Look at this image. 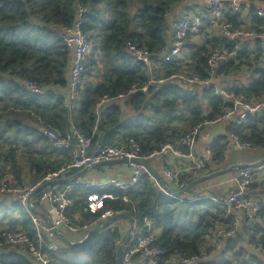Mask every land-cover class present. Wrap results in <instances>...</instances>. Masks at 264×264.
<instances>
[{"label":"trees","instance_id":"1","mask_svg":"<svg viewBox=\"0 0 264 264\" xmlns=\"http://www.w3.org/2000/svg\"><path fill=\"white\" fill-rule=\"evenodd\" d=\"M185 1L0 0V184L6 181L11 187L34 188L46 183L50 174L72 160L78 146L72 129L90 140L91 152L99 146L120 148L135 142L142 154L147 155L158 152L170 136L189 133L220 118L231 108L218 95L213 83L209 89L196 92L179 80L169 81L155 92V88L148 86L152 72L156 79L197 73L207 81L214 76L239 74L246 67L257 79L248 86L233 87L227 92L255 101L264 100V42H256L255 49L236 52L227 64L211 71L208 60L214 50L233 52L241 42L231 43L208 34L206 31L212 28L209 17L202 20L205 28L199 33L204 45L199 48L194 43L196 38L187 40L191 64L156 61L152 71L133 62L127 53L129 43L154 57L168 49L169 24L178 18L177 10ZM257 2L263 4L264 0ZM80 10H87L82 29L94 51L86 58L72 114L67 104L72 56L60 34L75 26ZM249 14L252 29L264 26V20L256 16L254 7ZM226 22L244 26L242 16L232 12L226 16ZM26 83L35 84L45 94L30 92ZM145 86L148 91L143 93L141 89ZM134 87L139 91L130 95ZM120 95L125 96L128 113L113 102L100 117L96 114L97 105L105 97L116 100ZM41 128L57 132L61 139L70 137L69 148L55 149L43 136ZM228 134L249 143L250 150H264V113L248 117L246 124L240 127L231 123ZM228 145L225 137L214 143L211 161L201 176L228 167ZM77 173L71 172L64 178ZM191 179L183 180L188 185L193 182ZM51 188L72 189L73 206L67 216L75 226L83 229L96 221L97 217L84 211V204L89 194L102 192L85 188L77 179ZM104 193L116 198L105 202V210L123 212L137 225L148 218L161 230L157 246L165 255L160 264H165L173 255L201 256L215 250L210 239L224 221L225 209L221 206L210 201L190 203L188 198L181 203L160 192L148 176L128 192L127 203L123 202L124 193L120 190L110 187ZM198 195L191 191L189 198ZM37 198L38 195L33 199L35 211L29 213L16 201L0 196V264H30L31 259L22 248L2 245V235L20 231L38 245L32 223V217L38 216ZM243 228L249 235L248 246L264 245V205L257 220L244 222ZM89 232L82 231L81 241ZM121 237L118 229L108 228L80 245H65L55 252L45 250V255L50 264H117L115 242ZM238 238L243 241L237 236L226 243L221 254H229L230 258L218 264H264L259 256L239 247Z\"/></svg>","mask_w":264,"mask_h":264},{"label":"built area","instance_id":"2","mask_svg":"<svg viewBox=\"0 0 264 264\" xmlns=\"http://www.w3.org/2000/svg\"><path fill=\"white\" fill-rule=\"evenodd\" d=\"M207 13V18L211 20V25L218 29V36L222 39H227L231 43L241 42L246 45H255L256 42H264V26L259 30H254L245 26L236 27L231 23L226 22V16L229 12L234 15L243 16L249 12L252 7L255 8V14L258 18L264 20V3H259L257 0H194ZM87 10H80L79 17ZM201 20L197 16L185 13L182 17L172 20L169 24L170 42L168 49L154 57L147 50L138 48L135 45H127V53L131 56L133 62L138 65H144L153 71V66L156 61L163 64H170L179 61L182 52L185 49L186 42L190 38H197L201 32ZM60 37L71 53L72 62L69 72V84L67 93V104L72 114L75 113L78 89L81 84V74L86 64V58L94 51V46L88 40L78 22L73 28L65 29L61 32ZM240 43V44H241ZM233 52H228L223 49H216L212 52L208 67L211 71H216L221 65L227 64L239 51L236 47ZM155 59V60H154ZM156 75L152 72L150 76V87L155 88V92L163 89L169 81H178L184 85L198 86L201 89L211 86L213 80L203 81L197 73L191 75L171 76L170 78L156 79ZM25 87L32 93L44 95L45 91L38 88L35 84L26 83ZM139 90L134 87L130 91V95L135 94ZM143 93L148 91L145 86L141 89ZM218 95L227 101L231 108L226 110L223 115L212 121L206 122L203 125L196 127L189 133L181 136H170L168 142L158 151L151 154H142L139 146L135 142H131L128 147H110L99 146L91 152V142L84 138L81 134L72 129V135H75L78 146L71 162L61 168L59 171L50 174L46 182L59 180L67 174L74 171H81L91 165H96L104 162L127 160L125 165L129 167L131 174L126 182L112 180L106 185L100 184V193H91L87 196L84 211L87 214L97 217L96 221L90 225L80 229L75 226L72 220L67 216V211L73 206V200L70 197L71 188L65 191H59L56 188H47L43 190L37 198L40 208H47L54 213V222L47 225L39 217H32V223L35 228V233L38 245L23 232H10L2 235V245H9L14 248H22L25 254L31 260L41 264H50L51 261L45 255L46 251H57L59 246L53 243L58 234L78 233L80 231H90L92 228L100 227L110 218L121 215V212H113L105 210V202L115 200L112 194L104 193L108 187L120 190L124 193L123 202L127 203L128 192L136 186L140 180L148 176L155 184L156 188L166 196L178 200L179 202L187 201L190 203L210 201L225 209L224 221L220 228L214 233L210 241L215 247L213 252L205 253L201 256L184 257L181 255H173L165 264H209L210 259L217 253L221 252L224 243L229 239H234L239 234L244 222H255L258 214L263 206L261 200H257L252 190L255 183L256 175L264 173V164L251 169L238 171L235 177L236 189L223 198H216L208 195H198L194 198L184 196L176 198L168 195L163 187L154 179L146 165L156 158L168 156L170 167L163 171V180H167L171 186H168L174 192H180L187 187L183 180L186 177H191V180H196L201 177L211 161L212 150L214 145L206 144L201 153L198 152L200 142L206 141L205 129L210 127H218L223 124L233 123L240 127L246 124L248 117L262 114L264 112V100H251L244 95L230 94L227 91L219 90ZM125 100V96L120 95L116 100H111L105 97L96 107V114L100 117L101 113L109 108L113 102ZM43 136L48 139L52 146L58 150H66L69 148L70 137L61 139L60 135L49 129H40ZM228 141L237 150H250L249 143L239 140L234 135H229ZM207 143V141H206ZM227 154V153H226ZM45 184V183H44ZM42 184L34 188H16L11 187L7 182L0 184V196L12 199L20 204L29 212L28 200L31 194ZM32 206L34 207L33 199ZM30 213V212H29ZM111 230L117 229L111 226ZM160 229L154 223L145 218L141 225L133 222L132 237L126 252L122 259V264H160L165 251L157 246L159 240ZM124 237H121L115 242V247L119 250L122 247ZM46 240V242H45ZM46 250V251H45ZM255 255L264 254V245L258 243L254 247Z\"/></svg>","mask_w":264,"mask_h":264},{"label":"crops","instance_id":"3","mask_svg":"<svg viewBox=\"0 0 264 264\" xmlns=\"http://www.w3.org/2000/svg\"><path fill=\"white\" fill-rule=\"evenodd\" d=\"M185 13L192 14L193 16H197V18H200V20H201V29L205 28L202 20L207 18V13L201 8V6L197 2H195L194 0H186L185 2H183L179 6V8L177 10L178 18L182 17V15L185 14ZM242 20H243V25L245 27L252 28L251 27V21H250L249 12H246L242 16ZM212 28H210L206 32L208 34H210V35L215 36V37H219L218 36V29L215 28L214 26H212ZM215 30H217V32ZM201 39L202 38L199 37L194 42V43H196L198 45L199 48L202 47L200 45ZM203 40H204V38H203ZM186 44H187V42H186ZM256 45L257 44H255V45H246V44H243V43H241V44L239 43L236 47H239V52H241L244 48L255 49ZM262 45H264V44L262 43ZM236 47H235V49L237 50ZM185 51H186V46H185L184 51L182 52L181 57L179 58V61H180V63L181 62L184 63V65H188V64H191V60H192L191 53L190 52H186L185 53ZM243 70H246L248 72V73L245 74V75H249V76L246 77L247 80H250V81L253 82V80H255L256 76L253 77L251 75V72H249L247 68H245ZM226 79H227V77L216 78L214 76L213 84H214L215 88L217 89V91H219V90L227 91L228 89L233 88V87H230V84H228L229 81L226 82ZM237 84H234V85H237ZM234 87H236V86H234ZM116 103H119L123 107V110L125 111V113L129 112V110L124 106V100L115 102L114 104H116ZM230 125H231V123H227V124L220 125L218 127H210V128L205 129L204 131H205L207 143H206V141L205 142H200V147L198 148V152L201 153L202 150L204 149V147L206 146V144L214 145V143L218 139L224 138V137L226 139H228V137H229L228 131H229V126ZM237 151L238 150L229 142L228 149L226 151V153H227L226 154V159H227L228 167L235 166V165H240V164L257 165V164H260V163H264V150H257L262 155V158L260 160L257 158V159L251 160V162H249V163H243L241 161H237L235 159L234 155H233V153H235ZM170 163L171 162H169V158L166 155V156H162V157L154 159L153 161H151L149 163V165H150V168L152 169V171L157 176H159L160 178L164 179L163 171L166 168L170 167ZM118 166H120L118 169H113L115 167V166H113V167H110L109 169H108V167H104V168H99V169H96V170H92V171L88 172L86 175H84L83 177L77 179V181H78V183H80V185L84 186L85 188H87V189H95L98 192L100 190L99 187H98L100 184L106 185L108 182H110L112 180H118V181H122V182L128 181L129 178H130V174H131V171H130L129 167L126 166V165H118ZM214 169L217 170L215 166H214ZM211 173L209 171V174H211ZM235 177H236L235 175H234V177L229 175V176H227L225 178H222V176H221V178L218 177V178L212 179V180H210L208 182V185H210V186L208 188L204 189V191H206L205 193L214 192L215 194H212V193L211 194L214 195L218 199L219 198H223V197L227 196L229 193H231L232 191L235 190V188H236V184H235V181H234ZM63 179H66V178H63ZM104 180H106V181H104ZM164 182H165V184L167 186H171L170 183L167 180H164ZM201 185L202 184L194 187V189L197 190L198 194H203V193H200L198 191L200 189ZM254 186H256V187H254ZM253 187H254V189H253L254 190V196L256 197V199L261 200L263 202V205H264V175H261V176L260 175L259 176L256 175L255 183H254ZM257 192H259L261 196H259V194H257ZM36 212H37V215H38L37 217H39V219L44 221L47 225H49V224L54 222L55 218H54V213H53L52 210L47 209V208L45 209V208L36 207ZM122 221L124 223H122L120 226H116L115 225V227H117V229L120 231L122 237L126 238L127 233L129 231V228H130V224L127 221H124V220H122ZM126 227H127V229H126ZM110 228H111V226H110ZM93 229L94 228H92L91 230H93ZM241 232H242V234H241ZM244 232H246V231L242 227L240 232H239V234L237 236L243 238V241L246 240L248 242L247 237H245V235H243ZM62 235H64V237L68 241H70L72 244H80L83 241H85L86 237L88 236L87 235L84 238V240L81 241V239L84 236L82 231H80L78 233H75V234L66 233V234H62ZM160 236H161V230H160L159 237ZM231 240H234V239L233 238L229 239V240L226 241V243L228 241H231ZM49 243L57 244L59 246V248H62V247H64L66 245L65 242L59 236H57L53 241H49ZM239 247H242V246H239ZM224 248L225 247H223V249ZM223 249H222V251H223ZM248 250H250V252L255 255V253L253 252V247L252 246H249ZM221 252L217 253L216 255L221 254ZM227 255H229V254H226L224 256L219 255L220 258H221L220 261H212V260L215 259V258H213L211 260L212 262L209 261V264L210 263H217L218 264L221 261L227 259L228 258V257H226ZM259 258L264 263V256H259Z\"/></svg>","mask_w":264,"mask_h":264},{"label":"water","instance_id":"4","mask_svg":"<svg viewBox=\"0 0 264 264\" xmlns=\"http://www.w3.org/2000/svg\"><path fill=\"white\" fill-rule=\"evenodd\" d=\"M126 163H128L127 160L99 163V164H96V165H91V166L79 171L76 175H74V176H72V177H70L68 179H63L62 178V179H59V180L46 182L45 184H42L41 186H39L31 194V196L29 197V200H28V209H29L30 212H34L35 211V207L32 206V199H34L43 190H45V189H47L49 187H52V186L54 187L56 185H64V184L70 183L73 180L81 178L82 176L86 175L88 172H90L92 170H96V169L104 168V167H113V166H117V165H125ZM261 164L262 163H260V165ZM256 166H259V165L258 164L257 165L240 164V165L230 166V167H227L225 169L219 170L216 173L207 174L205 176H202V177L198 178L197 180L193 181L192 183L188 184L187 187L185 189H183L182 191L174 192L173 190H171L165 184V182H164V180L162 178L157 176L152 171V169L150 168V165H148V164L146 165V167L149 169V172L152 174L154 179L163 187L164 191L168 195L176 197V198L188 196L189 192H191L194 187H196V186H198V185H200V184H202L204 182H207L209 180L224 176V175L232 173V172H238V171L245 170V169H251V168H254ZM118 218L119 219L120 218L124 219L130 224L129 231L127 233L126 238L123 241V246L120 248L119 253H118V257H117V264H122L123 256H124V254L126 252V249H127L128 245H129V242H130L131 237H132V228H133V221L131 220V218L127 214H121L119 217L111 218L107 222H105L102 226L94 228L93 230H91L89 232V234H88V236L86 237L85 240H87L90 236H92V235H94V234H96L98 232H102V231L110 228L112 223H114ZM57 236H59L65 242V244L68 245V246H76V245H80V244L83 243L82 242L80 244H72L70 241H68L64 237V235L58 234ZM29 263L30 264H41V263H39L37 261H34V260H30Z\"/></svg>","mask_w":264,"mask_h":264},{"label":"rangeland","instance_id":"5","mask_svg":"<svg viewBox=\"0 0 264 264\" xmlns=\"http://www.w3.org/2000/svg\"><path fill=\"white\" fill-rule=\"evenodd\" d=\"M216 32H217V30H215ZM199 38V36L196 38V39H198ZM200 45L201 46H203L204 45V43H203V39H201V42H200ZM186 52H189V49L188 48H186V51H185V53ZM239 52V51H238ZM246 68V67H245ZM246 73H248L246 70H242V71H240L239 72V74H233V75H231V76H229V77H227V79H226V82L227 81H229L228 82V84H230V87H234V86H236V87H241V86H248V85H250L251 83H252V81H250V80H247V76H249V75H245ZM257 78L255 77V80H256ZM255 80H253V81H255ZM238 83V84H237ZM234 84H237V85H234ZM190 89H192L193 91H196V92H200L202 89L200 88V87H198V86H188ZM229 87V86H228ZM258 154V155H257ZM233 155H234V157H235V159L237 160V161H241V162H243V163H249V162H251V160H254V159H261L262 158V155H261V153H259L257 150H238L237 152H235V153H233ZM264 164V163H263ZM259 165V164H258ZM120 166H115L113 169H118ZM110 167H108V169H109ZM219 171V170H218ZM218 171H213L211 174H213V173H216V172H218ZM238 174V172H232V173H229V174H226L225 176H222V178H225V177H227V176H233L234 177V175L236 176ZM261 176V175H264V173H259L258 174V176ZM203 176H205V175H203ZM202 177V176H201ZM219 178H221V177H219ZM197 180V179H196ZM104 181H106V180H104ZM210 181V180H209ZM209 181H207V182H204V183H202V185L200 186V189L198 190L200 193H203L202 195H208V194H210L211 196H213V197H215L214 195H212V194H215L214 192H207V193H205L206 191H204V189H206V188H208L210 185H208V182ZM237 187V186H236ZM236 189V188H235ZM192 191H194V192H196V194H198V192H197V190H195L194 188H193V190ZM256 191V190H255ZM212 193V194H211ZM257 194H259V196H261L260 195V193L259 192H257ZM200 195V194H199ZM188 196H190V192H189V194H188ZM194 198V197H193ZM256 198V197H255ZM257 200H259V199H257ZM114 212V211H113ZM121 214H123V212H121ZM120 215H118V216H115V217H119ZM115 217H113V218H115ZM111 219V218H110ZM122 220H124V219H117L114 223H112V225L111 226H120L122 223H124ZM124 221H126V220H124ZM126 229H127V227H126ZM126 231V230H125ZM127 233V232H126ZM241 234H242V232H241ZM243 235H245L246 237L247 236H249L246 232H244V234ZM125 239V238H124ZM124 239H123V241H124ZM238 241H239V246H242V247H244V248H246V249H248L249 248V246H248V243H247V241L246 240H244V241H242L240 238H238L237 239ZM226 243V242H225ZM224 243V244H225ZM122 246H123V244H122ZM226 246V244L224 245V247ZM116 248V247H115ZM120 250V249H119ZM119 250H117V248H116V252H117V256H118V253H119ZM253 252H254V246H253ZM219 255H221V256H223L222 254H218V255H215V256H213L211 259H210V261L213 259V258H215L214 260H212V261H220V256ZM258 256H264V254H260V255H258ZM226 257H228V258H230V256L229 255H227ZM211 261V262H212Z\"/></svg>","mask_w":264,"mask_h":264},{"label":"bare ground","instance_id":"6","mask_svg":"<svg viewBox=\"0 0 264 264\" xmlns=\"http://www.w3.org/2000/svg\"><path fill=\"white\" fill-rule=\"evenodd\" d=\"M76 18H77L76 23L80 22L81 23V27L83 28V24H84L83 17H79V14H78Z\"/></svg>","mask_w":264,"mask_h":264}]
</instances>
